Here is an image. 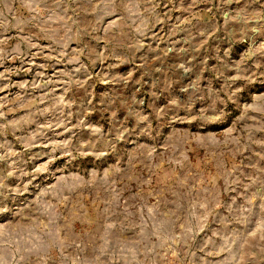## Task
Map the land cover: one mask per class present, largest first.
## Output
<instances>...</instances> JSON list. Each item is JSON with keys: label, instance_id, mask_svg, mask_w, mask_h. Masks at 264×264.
Returning a JSON list of instances; mask_svg holds the SVG:
<instances>
[{"label": "rangeland", "instance_id": "obj_1", "mask_svg": "<svg viewBox=\"0 0 264 264\" xmlns=\"http://www.w3.org/2000/svg\"><path fill=\"white\" fill-rule=\"evenodd\" d=\"M0 264H264V0H0Z\"/></svg>", "mask_w": 264, "mask_h": 264}]
</instances>
